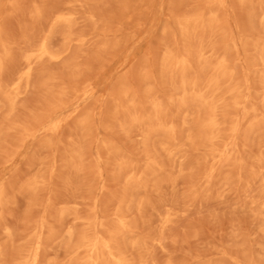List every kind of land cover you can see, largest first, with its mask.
Instances as JSON below:
<instances>
[{
	"label": "rangeland",
	"instance_id": "obj_1",
	"mask_svg": "<svg viewBox=\"0 0 264 264\" xmlns=\"http://www.w3.org/2000/svg\"><path fill=\"white\" fill-rule=\"evenodd\" d=\"M95 1L0 0V82L5 81L4 85L0 83V188H4L0 204V264H30L37 237L41 238L44 246L35 264H82L83 254L78 253V256L71 253V249L77 243L78 235L87 230L85 221L94 223L89 228L90 234H104L99 224L112 225L114 212L121 200L127 227L118 245L124 254L125 264H264V87L261 88L258 79L260 74L264 75V68L258 66V60L249 63L264 50V0H250L249 5L238 3V0H234L236 4L233 0H223L222 7H217L214 0L213 4L212 0L210 3L207 0H189L194 3L174 0L177 7L172 0L170 3L175 4L177 10L174 6L171 8L170 0H98L97 4ZM17 2L21 4L18 6ZM89 4H94L93 10ZM242 10H245L244 13ZM173 11L175 14L171 13ZM193 12L203 14L205 22L211 13L215 14L217 32L207 33L209 36L205 34L204 41L217 48L213 56L224 53L226 58L229 56L228 65L231 64L229 67L235 73L234 78L244 87H240L243 106L227 108L226 112L223 109L218 111L224 115L229 111V116L218 114L219 119L228 118V124H225L227 128L223 127L221 135L225 137L218 141L222 144L218 146L217 142L221 157L216 159L199 144L196 145V141L191 143L187 140V136L196 131L191 130L195 129V110L188 108L183 114L179 112L176 115L168 101L173 90L161 72L164 51L176 48L174 52H181L185 48H196V39L187 42L181 40L176 25V14L181 18L193 15ZM61 14L67 17L66 23H55V17ZM109 23L113 25L112 29ZM59 30L65 33L59 35ZM84 33L89 35L85 36ZM41 38L46 40L53 58L36 57ZM96 43H99L98 46ZM258 44L261 47L256 50L253 45ZM73 49L75 53H72ZM68 54H73L74 58ZM27 61L31 63L32 73L29 78L18 79ZM88 61L91 66L86 63ZM247 62L249 66H246ZM10 67L13 68L12 72ZM131 74L136 76L133 77L134 81ZM240 74L241 77L237 78ZM145 75L149 77L148 81ZM89 77L91 82H88ZM6 78L11 79L10 84ZM125 78L131 89L137 92L139 101L143 102L142 110L145 107L146 113L150 111L149 101L153 98L159 100L161 97L160 102L168 104L163 106L168 116L175 120L174 125L178 127H175L178 130L176 136H180V139L176 137L171 142L173 144L169 143V152L160 147L164 138L158 133L149 135L145 151L138 127L123 126L122 114H115V104L123 101L120 90ZM61 90L64 91L59 98L58 92ZM74 90H78V93L74 94ZM5 94L9 101L5 99ZM225 98L228 99L227 96ZM54 101H58L59 106L53 108L51 103ZM171 108L173 111L170 113ZM248 108H252L253 112H249ZM76 112H79V116L75 115ZM85 116L88 120L86 133L79 124ZM233 121L237 123V131L231 135L229 125ZM257 124H263V132ZM55 125L57 129L49 131ZM32 126L37 127L36 131ZM187 128L189 131H186ZM179 129L186 130L180 132ZM254 130L253 133L248 132ZM257 130L262 133L258 134ZM181 137L185 142L181 141ZM230 142L235 146L231 147ZM103 144H107L108 149ZM72 149L79 150L83 155L80 162L75 164L79 169L72 165L76 160L72 157ZM146 155L149 158L153 156L155 162L147 172ZM227 156L232 161L227 160ZM120 161H127L131 171L136 173L137 169H141L137 188L133 187L127 194L123 193V177L118 178ZM58 226L62 228L56 229ZM50 230L53 235H50Z\"/></svg>",
	"mask_w": 264,
	"mask_h": 264
},
{
	"label": "bare ground",
	"instance_id": "obj_2",
	"mask_svg": "<svg viewBox=\"0 0 264 264\" xmlns=\"http://www.w3.org/2000/svg\"><path fill=\"white\" fill-rule=\"evenodd\" d=\"M48 1V0H47ZM70 1V0H69ZM91 1V0H90ZM96 1H98V0H96ZM96 1L94 2V3H96ZM100 1V0H99ZM130 2H131V0H129ZM177 1V0H176ZM181 1V0H180ZM189 1V0H188ZM194 1V0H193ZM200 1V0H199ZM199 1H197V2H199ZM202 1H206V0H202ZM208 1V3H210L209 1L210 0H207ZM239 2L238 3H241V4H243V5H249V3H250V0H238ZM263 1V0H262ZM85 2H86V0H85ZM88 2V1H87ZM102 2V1H101ZM140 2V1H139ZM154 2V1H153ZM170 2H172V0H170L169 1V3ZM173 2H174V0H173ZM178 2H179V0H178ZM190 2V1H189ZM192 2V1H191ZM190 2V3H191ZM197 2H195V5H196V3ZM233 2H234V0H233ZM236 2V1H235ZM234 2V4H236ZM252 2H254V1H252ZM18 3V6H19V3L21 4V2H17ZM175 4L177 3V2H174ZM173 3V4H174ZM192 3H194V2H192ZM202 3H204V2H201V4ZM214 3H215V5L217 6V7H222V5H223V0H214ZM224 3H225V1H224ZM85 4V3H84ZM97 4V3H96ZM152 4V3H151ZM175 4L174 5H171V3H170V5H171V8H172V6H174V8L176 9V6H177V4H176V6H175ZM206 4V3H205ZM212 4H213V0H212ZM226 4V3H225ZM263 4V3H262ZM94 5V4H93ZM93 5H90L89 4V6H91V10H93ZM105 5V4H104ZM142 5V4H141ZM186 5V4H185ZM199 5H200V3H199ZM207 5V4H206ZM241 6V7H244V6ZM260 5V4H259ZM130 6H131V4H130ZM181 6H182V4H181ZM181 6H180V8H181ZM196 6H198V5H196ZM196 6H194V7H196ZM202 6V5H201ZM203 6H205V5H203ZM215 6V7H216ZM238 6H240V5H238ZM257 6V5H256ZM263 6V5H262ZM142 7H144V6H142ZM141 7V8H142ZM177 7H179V6H177ZM250 7V6H249ZM107 8V7H106ZM138 8V7H137ZM147 8V7H146ZM150 8H151V6H150ZM149 8V9H150ZM171 8H169V10L171 9ZM180 8H179V10H180ZM183 8V7H182ZM184 8H186L185 6H184ZM199 8H201L200 6H199ZM198 8V9H199ZM204 8V7H203ZM202 8V9H203ZM207 8H208V6H207ZM239 8V7H238ZM16 9H18V8H16ZM89 9V8H88ZM178 9V8H177ZM176 9V10H177ZM197 9V10H198ZM223 9V8H222ZM247 9V8H246ZM258 9V8H257ZM263 9V8H262ZM15 10V9H14ZM19 10V9H18ZM124 10V9H123ZM175 10V11H176ZM191 10H194L193 8L191 9ZM224 10V9H223ZM56 11V10H55ZM57 11L59 12V10L57 9ZM134 10H132V12H133ZM143 11V10H142ZM172 11V10H171ZM175 11H173V12H171V13H174L175 14ZM195 11V10H194ZM222 11V10H221ZM243 11H245V10H242L241 12H243ZM250 11V10H249ZM255 11V10H254ZM15 12V11H14ZM30 12V11H29ZM136 12V11H135ZM147 12H148V10H147ZM149 12H150V10H149ZM180 12H182L181 10H180ZM190 12V11H189ZM188 12V13H189ZM216 12V11H215ZM247 12V11H246ZM146 13V12H145ZM179 13V12H178ZM244 13V12H243ZM263 13V12H262ZM55 14V13H54ZM56 14H57V12H56ZM181 16H182V14L181 13H179ZM184 14V13H183ZM190 14H192L191 12H190ZM206 14V13H205ZM218 14V13H217ZM221 14V13H220ZM248 14V13H247ZM46 15V14H45ZM132 15V14H131ZM173 15V14H172ZM172 15H170V16H172ZM177 16H178V18L176 19V25H177V27L179 28V30H180V38H181V40H183L184 42H187V41H193V39H196L197 40V46H196V48L194 49V50H190V49H188V48H185V49H183L181 52H174V50L176 49V48H174V50L173 51H164V55H163V57H162V61H161V72L163 73V75H164V77L169 81V83H170V86H171V88H172V90H173V93L171 94V96H169L168 97V101L170 102V104H171V106L174 108H171V111H170V113L173 111V110H175L174 112L176 113V115L177 114H180V113H182L183 114V112H184V110L185 109H188V108H191V109H194L195 110V116H196V123L194 124L193 122H195V119L192 121V123L195 125V129H191L192 130V132H193V130L195 131L194 132V134H190V135H188L187 136V140H189L191 143H193L194 141H196L195 142V144L197 145V144H199L202 148H204L205 150H207L208 151V154H211V157L213 158V159H216V158H220L221 157V154H220V152L217 150V149H219L218 148V146L220 145V143L222 144V142H218L219 140H220V138L221 137H223V136H221V135H223L222 133V131H223V127H224V129H225V124H228V123H226V121H227V119L225 120V118H224V120H225V122H224V120H222V117H221V119H219L218 117V114H220V113H223L227 108L228 109H238L241 105H242V102H243V92L241 93V90H240V87H243V86H241V83L242 82H240L239 80H237V81H239V84H238V82H236V80H235V78H234V74H233V72L231 71V67H229V65H231V64H229L228 65V59L226 58V56H224V54L223 55H221V56H218V57H215V56H213L214 55V50H216L214 47H212L211 45H208L207 44V42H205L204 41V35L205 34H209V33H212V32H217V29H218V27H217V21H216V16H215V14H213V13H211V16L209 17V19H208V21H204V18H203V14H200V13H194L193 12V15H190V16H184V17H179V15L178 14H176ZM219 15V14H218ZM244 15V14H243ZM259 15V14H258ZM257 15V16H258ZM43 16H44V14H43ZM43 16H41V17H43ZM47 16V15H46ZM45 16V17H46ZM52 16H53V13H52ZM117 16V15H116ZM133 16H135V15H133ZM136 16H137V14H136ZM143 16H145V14L143 15ZM175 16V15H174ZM177 16H175V17H177ZM219 16H221V15H219ZM260 16V15H259ZM49 17V16H48ZM137 17H139V16H137ZM173 17V16H172ZM171 17V18H172ZM205 17V16H204ZM52 18V17H51ZM50 18V19H51ZM111 18V17H110ZM130 18H132V17H130ZM141 18H143V17H141ZM220 18V17H219ZM218 18V19H219ZM246 18V19H245ZM251 18H252V16H251ZM253 18H255V17H253ZM47 19H49V18H47ZM117 19V18H116ZM138 19H140V17L138 18ZM244 19L245 20H247L248 18L247 17H244ZM45 20H46V18H45ZM73 20V19H72ZM121 20V19H120ZM131 20V19H130ZM136 20H137V18H136ZM263 20H264V18H263ZM66 21H67V17L65 16V14L63 15V14H61V15H57L56 17H55V20H54V22L55 23H66ZM124 21V20H123ZM122 21V22H123ZM132 22H133V18H132V20H131ZM49 22V21H48ZM47 22V23H48ZM173 22V21H172ZM251 22V21H250ZM252 22H254V19H253V21ZM45 23V22H44ZM107 23V22H106ZM134 23V22H133ZM175 23V22H174ZM173 23V24H174ZM223 23V22H222ZM222 23H221V25H222ZM247 23V22H246ZM104 24V23H103ZM110 24V23H109ZM91 25V24H90ZM107 25V24H106ZM112 24H110V25H108V26H110V28L113 26H111ZM128 25V24H127ZM247 25H249V23H247ZM70 26V25H69ZM68 26V27H69ZM98 26V25H97ZM100 26L101 25H99V29H100ZM172 26V25H171ZM43 27V26H42ZM46 27V26H45ZM45 27H43V28H45ZM48 27V26H47ZM65 27V26H64ZM105 27V26H104ZM3 28V27H2ZM35 28V27H34ZM59 28H62V27H60L59 26ZM98 28V27H97ZM108 28V27H107ZM109 28V29H110ZM113 28V27H112ZM111 28V29H112ZM174 28V27H173ZM222 28V27H221ZM224 28V27H223ZM250 28V27H249ZM29 29V28H28ZM35 29H37V28H35ZM65 28H63V30H64ZM250 29H252V28H250ZM258 29V28H257ZM3 30H5V29H3ZM90 30V29H89ZM107 30V29H106ZM105 30V31H106ZM174 30H175V28H174ZM2 31V30H1ZM30 31V30H29ZM57 31V30H56ZM104 31V30H103ZM110 31V30H109ZM108 30H107V32H109ZM115 31V30H114ZM113 31V32H114ZM117 31V30H116ZM257 31H259V30H257ZM23 32V31H22ZM59 32L60 33H58L59 35L61 34V30H59ZM68 32H70V31H68ZM72 32L73 31H71V34L70 35H72ZM80 32V31H79ZM101 32V31H100ZM112 32V31H111ZM133 32H134V30H133ZM172 31H170V33H171ZM225 32H226V30H225ZM4 33H5V31H4ZM24 33H26V31L24 32ZM57 33V32H56ZM55 33V34H56ZM63 33H65V31L64 32H62V34ZM104 33H106V32H104ZM175 33V32H174ZM177 33V32H176ZM227 33V32H226ZM262 33V32H261ZM33 34H35V33H33ZM39 34V33H38ZM57 34V35H58ZM61 34V35H62ZM68 34V33H67ZM79 34V33H78ZM86 34V35H85ZM93 34V33H92ZM207 34V35H208ZM65 35V34H64ZM83 35H85V36H88L89 34H87V33H84ZM83 35H82V37H83ZM95 35V34H94ZM125 35V34H124ZM215 35V34H214ZM26 36V35H25ZM34 36V35H33ZM79 36V35H78ZM91 36V35H90ZM175 36V35H174ZM209 36V35H208ZM207 36V37H208ZM227 36H228V34H227ZM32 37V36H31ZM95 37H96V35H95ZM128 37H130V36H128ZM216 37V36H215ZM231 37V36H230ZM2 38H4V37H2ZM86 38V37H85ZM106 38V37H105ZM169 38H171V36L169 37ZM226 38V37H225ZM35 39V38H34ZM42 39V38H41ZM116 39V38H115ZM177 39V38H176ZM179 39V38H178ZM215 39V38H214ZM213 39V40H214ZM222 39V38H221ZM2 40V39H1ZM69 40H70V38H69ZM74 39H72V41H73ZM91 40V39H90ZM111 40H113V39H111ZM169 40H172V39H169ZM167 41L168 43L170 42V41ZM225 40V39H224ZM223 40V41H224ZM227 40V39H226ZM249 40V39H248ZM2 41H4V40H2ZM8 41H9V39H8ZM88 41V40H87ZM86 41V42H87ZM98 41V40H97ZM109 41V40H108ZM5 42V41H4ZM7 42V41H6ZM110 42V41H109ZM212 42V41H211ZM221 42V41H220ZM234 42V41H233ZM232 42V43H233ZM253 42V41H252ZM255 42V41H254ZM253 42V43H254ZM100 43V42H99ZM99 43H96L97 44V46H98V44ZM171 43V42H170ZM175 43V42H174ZM179 43V42H178ZM241 43H244V42H241ZM262 43V42H261ZM193 44V43H192ZM214 44H216V43H214ZM213 44V45H214ZM217 44L219 45V42H218V40H217ZM224 45H225V43H223ZM6 45V44H5ZM8 45V44H7ZM31 45V44H30ZM30 45H28V46H30ZM84 45H85V43H84ZM196 45V44H195ZM222 45V44H221ZM226 45H227V43H226ZM242 45H244V44H242ZM247 45V44H246ZM259 46H256V45H253V47L256 49L257 47H261V45L260 44H258ZM10 46V45H9ZM170 47H171V45H169ZM174 46H175V44H174ZM179 46V45H178ZM223 46V45H222ZM229 46V45H228ZM231 46V45H230ZM233 46H235V43H234V45ZM249 45H247V47H248ZM251 46V45H250ZM249 46V47H250ZM0 47H2V46H0ZM11 47V46H10ZM9 47V48H10ZM66 47V46H65ZM64 47V48H65ZM83 47V46H82ZM169 47V48H170ZM216 47H217V45H216ZM227 47V46H226ZM241 47H243V46H241ZM35 48V47H34ZM71 48V47H70ZM73 48V47H72ZM74 48H76V47H74ZM97 48V47H96ZM214 48V49H213ZM224 48V47H223ZM236 48V47H235ZM251 48V47H250ZM8 49V48H7ZM13 49V48H12ZM59 49H60V47H59ZM62 49V48H61ZM67 49V48H66ZM122 49V48H121ZM222 49V48H221ZM237 49V48H236ZM249 49V48H248ZM27 50V49H26ZM63 50V49H62ZM69 50H72V49H69ZM81 50V49H80ZM96 50V49H95ZM107 50V49H106ZM252 50V49H251ZM257 50V49H256ZM9 51V50H8ZM10 51H13V50H10ZM24 51V50H23ZM108 51V50H107ZM115 51V50H114ZM177 51V50H176ZM249 51H250V49H249ZM248 51V52H249ZM253 51V50H252ZM264 50H262V52H263ZM70 52V51H69ZM72 52V51H71ZM215 52H218V51H215ZM235 52V51H234ZM246 52V51H245ZM248 52H247V55H248ZM255 52V51H254ZM262 52L260 53V54H258V57L256 58V59H252V55H251V61L249 60V63L250 62H252L253 60H255V61H257L258 60V63H259V65L258 66H261V67H263L264 68V55L262 54ZM36 57L37 58H42V57H45V56H47V57H50V58H53L54 56L52 55V54H50V52H49V50H48V46H47V42H46V40L45 39H42L41 40V42H40V44H39V47L37 48V50H36ZM72 53H75L74 52V49H73V52ZM15 54V53H14ZM77 52H76V55H75V57L77 56ZM246 54V53H245ZM18 55V54H17ZM17 55H16V57H17ZM257 55V54H256ZM68 56H69V54H68ZM70 56H73V54L72 55H70ZM69 56V57H70ZM109 56V55H108ZM250 56V55H249ZM248 56V58H250ZM254 56V55H253ZM11 57H13V56H11ZM65 57V56H64ZM64 57H63V59H64ZM256 57V56H255ZM66 58V57H65ZM73 58H74V56H73ZM72 58V59H73ZM94 58V57H93ZM247 58V59H248ZM1 59V58H0ZM3 59V58H2ZM13 59H15V58H13ZM35 59V58H34ZM246 59V60H247ZM18 60H20V58H18ZM62 60V59H61ZM65 60V59H64ZM69 60H71V59H69ZM104 60H105V58H104ZM16 61V60H15ZM21 61V60H20ZM33 61V60H32ZM73 61H74V59H73ZM72 61V62H73ZM95 61V60H94ZM69 62V61H68ZM90 61H88V62H86L87 64H89L90 66H91V64L89 63ZM108 62V61H107ZM15 63V62H14ZM19 63V62H18ZM21 63V62H20ZM33 63V62H32ZM85 63V64H86ZM246 63V62H245ZM248 62H247V64H246V66H249L248 64H249ZM72 64H74V63H72ZM83 64V63H82ZM86 64V65H87ZM101 64V63H100ZM19 65V64H18ZM21 65V64H20ZM88 65V66H89ZM251 65V64H250ZM255 65H257L256 63H255ZM3 66V65H2ZM8 66V65H7ZM245 66V67H246ZM253 66H254V64H253ZM0 67H1V64H0ZM5 67H6V65H5ZM11 67H12V65H11ZM10 67V68H11ZM25 68V70H24V72H22L21 73V75H20V77L18 78V79H21L22 77L24 78H29V76H30V74L32 73L31 72V63L30 62H26V66H24ZM102 67V66H101ZM147 67V66H146ZM148 67H150V66H148ZM256 67V66H255ZM3 68V67H2ZM15 68H17V65H16V67ZM34 68V67H33ZM86 68H87V66H86ZM102 68H104V67H102ZM249 68V67H248ZM251 68V67H250ZM252 68H254V67H252ZM251 68V69H252ZM12 69L13 68H11V72H12ZM19 69H20V67H19ZM22 69V68H21ZM20 69V70H21ZM79 69V68H78ZM97 69H99L100 70V68H98L97 67ZM152 69V68H151ZM10 70V69H9ZM16 70H18V69H16ZM15 70V71H16ZM81 71H82V67H81V69H80ZM101 70H103V69H101ZM148 70H149V68H148ZM158 70V69H157ZM244 70H246V69H244ZM247 70H249V69H247ZM258 70V69H257ZM4 71H5V69H4ZM7 71H8V69H7ZM32 71H33V69H32ZM125 71V70H124ZM259 71V70H258ZM3 72V71H2ZM19 72V71H18ZM17 72V73H18ZM31 72V73H30ZM156 72V71H155ZM235 72V71H234ZM253 72L254 73H256V71H254L253 70ZM8 73V72H7ZM16 73V72H15ZM14 73V74H15ZM76 73V72H75ZM78 73H80V72H78ZM83 73H84V70H83ZM128 73V72H127ZM4 75H5V72L3 73ZM133 74V73H132ZM132 74H131V77L133 78L134 77V75L132 76ZM244 74H245V71H244ZM7 75V74H6ZM8 75H10V74H8ZM58 75V74H57ZM69 75V74H68ZM78 75V74H77ZM81 75V73L79 74V76ZM153 75V74H152ZM256 75L258 76V74L256 73ZM2 76V75H1ZM11 76V75H10ZM46 76V75H45ZM71 76V75H70ZM149 76H150V74H149ZM257 76H256V78H257ZM4 77H6V76H4ZM13 77V76H12ZM11 77V78H12ZM58 77V76H57ZM77 77V76H76ZM83 77V76H82ZM82 77H81V79H82ZM128 77V76H127ZM136 77V76H135ZM134 77V78H135ZM158 77V76H157ZM203 77V78H202ZM239 77H241V74L237 77V78H239ZM3 78V77H2ZM1 78V79H2ZM8 78H9V76H8ZM8 78H6V79H8ZM34 78V77H33ZM46 78V77H45ZM59 78V77H58ZM84 78V77H83ZM88 78V77H87ZM93 78V77H92ZM130 78V77H129ZM134 78H133V81H134ZM156 78V77H155ZM245 78H246V76H245ZM5 79V80H6ZM60 79V78H59ZM70 79V78H69ZM89 79H90V77H89ZM145 79L148 81L149 80V77L147 76V75H145ZM157 79H159V78H157ZM258 79H259V82L261 83H259V85L261 86V88H263L264 87V83H263V79H264V75L263 74H260L259 76H258ZM9 80V79H8ZM11 80V79H10ZM10 80L8 81L9 82V84H10ZM39 80V79H38ZM41 80V79H40ZM58 80V79H57ZM65 80H68V79H65ZM93 80V79H92ZM125 81H123L122 82V86H121V90H120V95H121V97H122V99H123V101L122 102H119V103H117V104H115V106H114V111H115V114H122V116H123V123H122V125L123 126H137L138 127V129L140 130V137H141V142H142V146H143V148H144V150L146 151L147 150V145H148V143H147V141H148V137H149V135H151L152 133H158V134H160V135H162L163 136V138H164V142H161L160 143V147L164 150V151H166V152H169V146L171 145V144H173V143H171L172 141H174L175 139H176V135H177V129L175 128V127H177V126H175L174 125V119L172 118V117H169L168 116V114H167V110H166V108H164V106H167V105H165L164 104V102L162 103V102H160V98H159V100H157L156 98H153V99H149L150 101H149V113H146V111L147 110H145V107H144V111L142 110L143 109V106L141 105L142 103L139 101L140 99L138 98V95H137V92L136 91H134V90H132L131 89V87H130V85H128L127 84V82H126V78L124 79ZM128 80V79H127ZM156 80V79H155ZM13 81H14V79H13ZM31 81H33V83H34V80H32L31 79ZM45 81V80H44ZM68 81H70V80H68ZM75 81V80H74ZM81 81V83L83 82L82 80H80ZM91 82V79L90 80H88V82ZM136 81H138V80H136ZM157 81V80H156ZM256 81V80H255ZM1 82H3L2 80H1ZM0 82V83H1ZM7 82V83H8ZM15 82V81H14ZM13 82V83H14ZM36 82H37V80H36ZM78 83H79V81H77ZM153 82V81H152ZM257 82V81H256ZM4 83H5V81L3 82V85H4ZM31 83V82H30ZM60 83V82H59ZM80 83V84H81ZM158 83V82H157ZM156 83V84H157ZM246 83V82H245ZM64 84H65V82H64ZM84 84V83H83ZM89 84V83H88ZM226 85L225 87H223V85ZM244 84V83H243ZM242 84V85H243ZM7 85V84H6ZM36 85H37V83H36ZM67 85V84H66ZM82 85V84H81ZM160 85V84H159ZM159 85H157V86H159ZM247 85V84H246ZM9 86V85H8ZM117 86V85H116ZM135 86H137V85H135ZM258 86V85H257ZM263 86V87H262ZM69 87V86H68ZM81 87V86H80ZM259 87V86H258ZM86 88V87H85ZM136 88V87H135ZM156 88V87H155ZM154 88V89H155ZM158 88V87H157ZM156 88V89H157ZM166 88V87H165ZM244 88V87H243ZM36 89V88H35ZM46 89V88H45ZM59 89V88H58ZM77 89V88H76ZM83 89V88H82ZM155 89V90H156ZM260 89V88H259ZM78 90H79V88H78ZM78 90H74V94H77L78 93ZM84 90V89H83ZM115 89H113V91H114ZM135 90H137V88L135 89ZM0 91L2 92V90H1V87H0ZM42 91V90H41ZM44 91V90H43ZM63 91L64 90H61V91H59L58 92V95H59V98H61L62 97V95H63ZM82 91V90H81ZM243 91V90H242ZM261 91V90H260ZM114 92H118V91H114ZM263 92V91H262ZM113 93V92H112ZM153 93V92H152ZM139 94H141V92L139 93ZM263 94H264V92H263ZM262 94V95H263ZM150 95V94H149ZM111 96V95H110ZM143 96V95H142ZM152 96H154L153 94H152ZM167 96H168V94H167ZM225 96H227L228 97V102H227V100H226V98H225ZM77 98L79 97V95L78 96H76ZM75 97V98H76ZM115 97V96H114ZM113 97V98H114ZM264 97V96H263ZM68 98V97H67ZM141 98V97H140ZM2 99V98H1ZM5 99H7L8 100V98H7V96H6V94H5ZM74 99V98H73ZM264 99V98H263ZM56 100V99H55ZM74 100H76V99H74ZM162 100H164V99H162ZM247 100V99H246ZM4 101V100H3ZM9 101V100H8ZM63 101H65V99L63 100ZM69 101H70V99H69ZM1 102H2V100H1ZM67 102V101H66ZM166 102V101H165ZM264 102V101H263ZM59 102L58 101H54V102H52L51 103V106H53V108H55L56 106H59V104H58ZM69 104V103H68ZM163 104H164V106H163ZM4 105H6V104H4ZM61 105V104H60ZM67 105V104H66ZM105 105V104H104ZM245 105H246V103H245ZM244 105V106H245ZM40 106H42V105H40ZM39 106V107H40ZM47 106V105H46ZM243 106V105H242ZM24 107V106H23ZM44 107H45V105H44ZM43 107V108H44ZM103 107V106H102ZM247 106H245V108H246ZM5 108H6V106H5ZM170 108V107H169ZM168 108V109H169ZM242 108V107H241ZM245 108L243 109V111L245 110ZM250 108V107H249ZM249 108L247 109V110H249ZM46 109H48V108H46ZM108 109V108H107ZM112 109V108H111ZM173 109V110H172ZM219 109L221 110V109H223V112L221 111V112H218L219 111ZM6 110V109H5ZM40 110V109H39ZM242 110V109H241ZM250 110H252V108L250 109ZM250 110H249V112H250ZM41 111V110H40ZM83 111V110H82ZM103 111H105L104 109H103ZM192 111V110H191ZM6 112H8V111H6ZM49 112V111H48ZM47 112V113H48ZM84 112V111H83ZM106 112V111H105ZM180 112V113H179ZM189 112V111H188ZM226 112V111H225ZM228 113H226L225 115H224V113H223V116L225 117L227 114H228V116H229V111H227ZM252 112H253V110H252ZM251 112V113H252ZM81 113V112H80ZM175 113H174V115H173V113H172V115L173 116H175L176 117V115H175ZM231 113L232 114H234L232 111H231ZM236 113L238 114V112H237V110H236ZM241 113V112H240ZM239 113V114H240ZM248 113V112H247ZM4 114V113H3ZM52 114V113H51ZM243 114V113H242ZM245 114V113H244ZM75 115L76 116H79V112H76L75 113ZM109 115V114H108ZM171 115V114H170ZM192 115V114H191ZM248 115H249V113H248ZM45 116V115H44ZM104 116H106V115H104ZM244 117L246 116V115H243ZM37 117V116H36ZM40 117V116H39ZM42 117V116H41ZM46 117H48V116H46ZM96 117H98V116H96ZM109 118L111 117V116H108ZM120 117V116H119ZM178 117V116H177ZM176 117V118H177ZM227 117V116H226ZM234 117V116H233ZM239 117V116H238ZM243 117V118H244ZM50 118V117H49ZM234 118H236V115H235V117ZM233 118V119H234ZM106 119V118H105ZM177 119H179V118H177ZM176 119V120H177ZM229 119H232V118H229ZM239 119V121L238 122H240V117L238 118ZM254 119H255V117H254ZM43 120H44V118H43ZM122 120V119H121ZM191 120V119H190ZM32 121V120H31ZM45 121V120H44ZM111 121V120H110ZM178 121V120H177ZM181 121V120H180ZM232 121V120H231ZM257 121V120H256ZM259 121V120H258ZM16 122V121H15ZM19 122V121H18ZM25 122V121H24ZM23 122V123H24ZM41 122H43L42 120H41ZM104 122V121H103ZM14 123V122H13ZM30 123V122H29ZM36 123H37V121H36ZM35 123V124H36ZM100 123V122H99ZM107 123V122H106ZM190 123V122H189ZM192 123H190V125H192ZM233 124L230 126L229 125V130H230V134L232 135V134H234L236 131H237V123H234V121L232 122ZM253 123V122H252ZM259 123H260V121H259ZM4 124V123H3ZM20 124V123H19ZM41 124V123H40ZM39 124V125H40ZM79 124H80V126L82 127V129L84 130V132L86 133V131H87V126H88V120H87V118H86V116L85 117H83L80 121H79ZM101 124V123H100ZM175 124H176V122H175ZM230 124V123H229ZM239 124V123H238ZM254 124H256V123H254ZM22 125V124H21ZM30 125V124H29ZM33 125V124H32ZM93 125V124H92ZM179 125H180V123H179ZM190 125H189V127H190ZM257 125H259V124H257ZM257 125H255V128H256V126ZM263 124H260L259 126H258V128L260 127V128H262V132H263V126H262ZM8 126H10V125H8ZM12 126V125H11ZM38 126V125H37ZM102 126V125H101ZM104 126V125H103ZM193 126V125H192ZM252 126V125H251ZM262 126V127H261ZM25 127V126H24ZM28 127V126H27ZM26 127V128H27ZM33 128H35L34 126H32ZM57 127V125H55L54 127H52L49 131H51V132H53L55 129H57L56 128ZM180 127V126H179ZM194 127V126H193ZM192 127V128H193ZM31 128V127H30ZM37 128V127H36ZM36 128H35V131H36ZM76 128V127H75ZM99 128H100V126H99ZM136 128V127H135ZM178 128V127H177ZM227 128V127H226ZM257 128V129H258ZM79 129V128H78ZM17 130V129H16ZM134 130L135 129H133V132H134ZM177 130V131H176ZM180 130V129H179ZM185 130L186 129H184V130H182V131H184L185 132ZM190 130V131H191ZM258 130H260L261 131V129H258ZM257 130V133L258 134H261V133H259L260 131H258ZM181 130H180V132H182ZM186 131H189V128H187V130ZM226 130H224V132H225ZM256 130H254V131H248V132H251V133H253V132H255ZM76 132H78L77 130H76ZM95 132H96V130H95ZM132 132V133H133ZM226 132H228V130L226 131ZM26 133V132H25ZM55 133V132H54ZM135 133H136V131H135ZM179 133V132H178ZM77 134V133H76ZM80 134V133H79ZM94 133L92 132V134L91 135H93ZM158 134H156L157 136H158ZM184 134V133H183ZM225 134V133H224ZM47 135V134H46ZM179 135H182L181 133L179 134ZM53 136V135H52ZM79 136V135H78ZM139 136V135H138ZM184 136V135H183ZM21 137V136H20ZM42 137V136H41ZM93 137H94V135H93ZM180 137V136H179ZM179 137H177V138H179ZM185 137V136H184ZM184 137H181V141H184L183 139H184ZM225 137V136H224ZM223 137V138H224ZM227 137H229L228 135H227ZM150 138H152V137H150ZM157 138V137H156ZM223 138L221 139V140H223ZM230 138H231V136H230ZM235 138V137H234ZM60 139H62V136L60 137ZM180 139V138H179ZM18 140V139H17ZM225 140V139H224ZM228 140V139H227ZM226 140V141H227ZM75 141V140H74ZM158 141V140H157ZM161 141V140H160ZM177 141H178V139H177ZM177 141H176V143H177ZM180 141V142H181ZM231 142H232V140H230ZM234 141V140H233ZM58 142V141H57ZM93 142V141H92ZM101 142V141H100ZM185 142V141H184ZM198 142V143H197ZM217 142L219 143L218 144V146H217ZM231 142H230V144H231ZM20 143V142H19ZM99 143V142H98ZM153 143V142H152ZM156 143V142H155ZM169 143H171V144H169ZM182 143V142H181ZM187 143V142H186ZM186 143L184 144V145H186ZM233 143V142H232ZM9 144V143H8ZM60 144V143H59ZM157 144V143H156ZM188 144V143H187ZM224 144H226V143H224ZM235 144V143H234ZM69 145V144H68ZM67 145V146H68ZM149 145H151V144H149ZM178 145V144H177ZM183 145V146H184ZM189 145V144H188ZM232 145L233 144H231L230 146L232 147ZM103 146H105V149H108V146H107V144H103ZM194 146V145H193ZM223 146V145H222ZM228 146V145H227ZM233 146H235V145H233ZM56 147V146H55ZM154 147V146H153ZM157 147V146H156ZM187 147V146H186ZM201 147H199L198 146V148L199 149H201ZM39 148V147H38ZM57 148V147H56ZM151 148V147H150ZM195 148V147H194ZM198 148H197V150H198ZM58 149V148H57ZM193 149V148H192ZM232 149V148H231ZM194 150V149H193ZM151 151V150H150ZM2 152V151H1ZM5 152H6V150H5ZM58 152V151H57ZM99 152H100V150H99ZM224 152H225V150H224ZM8 153V152H7ZM6 153V154H7ZM149 153V152H148ZM150 153H152V151L150 152ZM204 153V152H203ZM6 154H4V155H6ZM10 153H8V155H9ZM71 154H72V157H73V159L75 158L76 160H74V162H73V166H74V168L76 169V168H78L75 164L76 163H79L80 162V158H81V156H83V155H81V152L79 151V150H77V149H72L71 150ZM82 154H84V153H82ZM61 155V154H60ZM99 155V154H98ZM206 155V154H205ZM224 155H226L225 153H224ZM1 156V155H0ZM9 156H12V153H11V155H9ZM102 156V155H101ZM101 156H99V157H101ZM127 156V155H126ZM8 157V156H7ZM115 157V156H114ZM227 157H229V158H227V160H231L230 158V156H227ZM65 158V157H64ZM150 158H151V156H150ZM149 158V156L148 155H146V159H147V163H146V172H147V170L149 169V168H151V166H154L155 165V162L152 160L153 159V156H152V158L150 159ZM223 158L226 160V157L225 156H223ZM222 158V159H223ZM5 159V158H4ZM96 159V158H95ZM110 159V158H109ZM128 159V158H127ZM233 159V158H232ZM52 160V159H51ZM117 160V159H116ZM124 160H125V158H124ZM155 160V159H154ZM224 160V161H225ZM234 160V159H233ZM238 159H236V161H237ZM146 161V160H145ZM211 161V160H210ZM228 161V162H229ZM232 161V160H231ZM235 161V162H236ZM95 162V161H94ZM217 162V161H216ZM222 162V160L220 161V163ZM97 163V162H96ZM162 163V162H161ZM224 163H226V162H224ZM95 164V163H94ZM160 164V163H159ZM223 164V163H222ZM233 164V163H232ZM163 164H161L160 166H162ZM234 165V164H233ZM70 167V166H69ZM131 167V166H130ZM130 167H129V163L127 162V161H120L119 163H118V168H119V172H120V174L118 175V178H122L123 177V179H124V182H125V188L123 189V193L124 194H127V192H129V190H131L133 187L134 188H137V186H138V183H139V180L141 179V177L139 176V172H140V170H138L137 169V173H136V171L134 172L133 170L131 171V169H130ZM143 167V166H142ZM163 167V166H162ZM98 168V167H97ZM164 168H165V165H164ZM79 169V168H78ZM94 169H95V167H94ZM117 169V168H116ZM130 169V171H128ZM143 169V168H142ZM152 169V168H151ZM163 169V168H162ZM90 170V169H89ZM210 170H211V168H210ZM84 171V170H83ZM156 171H158V170H156ZM81 172V171H80ZM146 172L144 173L146 176H147V174H146ZM88 173H89V171H88ZM89 174H91V173H89ZM94 174V173H93ZM149 174V173H148ZM160 175V174H159ZM102 177V176H101ZM155 177H157V176H155ZM148 178V177H147ZM146 178V179H147ZM163 178H165V177H163ZM162 178V180H164ZM154 179V178H153ZM160 179V178H159ZM149 181H150V179H149ZM165 181V180H164ZM167 181H168V179H167ZM122 182V181H121ZM159 183V182H158ZM105 185V184H104ZM103 187H105V186H103ZM156 187V186H155ZM157 189V188H156ZM3 190H4V188H0V204H1V201H2V197H3ZM121 190V189H120ZM119 192V191H118ZM132 192V191H131ZM138 192V191H137ZM120 193V192H119ZM129 194V193H128ZM134 194V193H133ZM130 195H132V194H130ZM121 196H123L122 194H121ZM124 197V196H123ZM127 197H128V195H127ZM125 198V197H124ZM125 199H127V198H125ZM128 200V199H127ZM32 201V200H31ZM132 201V200H131ZM135 202V201H134ZM114 204H116V202L114 203ZM122 204H123V200H121L119 203H118V205H117V208H116V210H115V212H114V221H113V223H112V225H110V226H105V224H103V223H100L99 224V226L104 230V234H102V235H100L99 233L98 234H90L88 231H89V228L91 227V226H93V222L92 221H88V220H86L85 221V226L87 227V230H85V231H83V232H81L79 235H78V239H77V243L72 247V249H71V253H75V254H78V253H82L83 254V261H82V264H125V257H124V254H123V252L120 250V248H119V245H118V240H119V238H121V236H122V234H123V231L126 229V223H125V220H124V217H123V215H122ZM133 204V203H132ZM113 206H115V205H113ZM132 206H135V205H132ZM142 206V205H141ZM60 215H62V213L60 214ZM110 221V220H109ZM108 221V222H109ZM56 223V222H55ZM61 224V223H60ZM63 225V224H62ZM57 226V225H56ZM53 227H55V226H53ZM59 227H61V226H58V227H56V229L57 228H59ZM38 228H39V225H38ZM49 228V227H48ZM62 228V227H61ZM98 229V228H97ZM96 229V230H97ZM61 230V229H60ZM57 231V230H56ZM97 231H99V230H97ZM38 232V231H37ZM63 232V231H62ZM59 233V232H58ZM60 234V233H59ZM50 235H53V232H52V230H50ZM42 237V236H41ZM49 237V236H48ZM64 240V239H63ZM120 242V241H119ZM120 245H121V243H119ZM139 245V244H138ZM42 246H44V244L42 243V241H41V238L40 237H37L36 238V241H35V247H34V250H33V255H32V258H31V262H30V264H35L36 262H37V258H38V254H39V251H40V249L42 248ZM122 246V245H121ZM141 247V246H140ZM123 249V248H122ZM70 251V250H69ZM20 256V255H19ZM78 256H79V254H78ZM18 257V256H17ZM75 260H76V258H75ZM15 264H21V263H19V262H16Z\"/></svg>",
	"mask_w": 264,
	"mask_h": 264
}]
</instances>
